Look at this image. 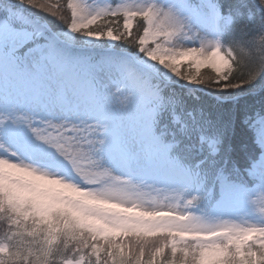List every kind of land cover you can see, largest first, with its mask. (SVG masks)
<instances>
[{
	"label": "snow or ice",
	"instance_id": "6c2138e0",
	"mask_svg": "<svg viewBox=\"0 0 264 264\" xmlns=\"http://www.w3.org/2000/svg\"><path fill=\"white\" fill-rule=\"evenodd\" d=\"M256 90L264 0H0V264H264Z\"/></svg>",
	"mask_w": 264,
	"mask_h": 264
},
{
	"label": "trees",
	"instance_id": "16d2710c",
	"mask_svg": "<svg viewBox=\"0 0 264 264\" xmlns=\"http://www.w3.org/2000/svg\"><path fill=\"white\" fill-rule=\"evenodd\" d=\"M234 2V0H233ZM205 75L210 69H202ZM199 103L205 108L209 118L224 127L223 150H231L233 158L239 159L245 151V145L251 147V136L242 123L244 114L264 108V95L259 90L245 93L237 102L231 100L217 101L213 95L199 93Z\"/></svg>",
	"mask_w": 264,
	"mask_h": 264
}]
</instances>
